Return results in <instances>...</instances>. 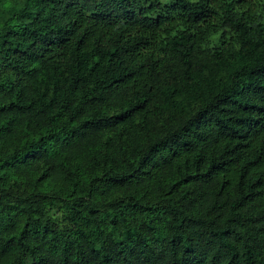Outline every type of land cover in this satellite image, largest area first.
Listing matches in <instances>:
<instances>
[{"label":"trees","instance_id":"1","mask_svg":"<svg viewBox=\"0 0 264 264\" xmlns=\"http://www.w3.org/2000/svg\"><path fill=\"white\" fill-rule=\"evenodd\" d=\"M0 264H264V0H0Z\"/></svg>","mask_w":264,"mask_h":264}]
</instances>
